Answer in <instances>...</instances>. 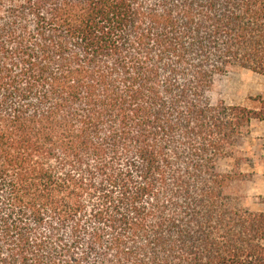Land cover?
I'll use <instances>...</instances> for the list:
<instances>
[{"label": "trees", "instance_id": "16d2710c", "mask_svg": "<svg viewBox=\"0 0 264 264\" xmlns=\"http://www.w3.org/2000/svg\"><path fill=\"white\" fill-rule=\"evenodd\" d=\"M237 68L264 0H0V264H264L222 166L264 102L210 98Z\"/></svg>", "mask_w": 264, "mask_h": 264}, {"label": "rangeland", "instance_id": "374dc122", "mask_svg": "<svg viewBox=\"0 0 264 264\" xmlns=\"http://www.w3.org/2000/svg\"><path fill=\"white\" fill-rule=\"evenodd\" d=\"M210 98L215 105L260 109L264 102V77L249 70L234 69L215 78ZM236 159L239 160L222 164L225 171L238 174L229 184V194L238 197L244 208L264 212V122L251 123Z\"/></svg>", "mask_w": 264, "mask_h": 264}]
</instances>
